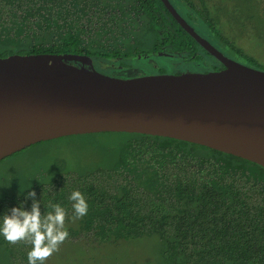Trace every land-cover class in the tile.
Wrapping results in <instances>:
<instances>
[{
	"label": "trees",
	"instance_id": "obj_1",
	"mask_svg": "<svg viewBox=\"0 0 264 264\" xmlns=\"http://www.w3.org/2000/svg\"><path fill=\"white\" fill-rule=\"evenodd\" d=\"M170 1L223 54L264 70V0ZM15 54H83L114 77L160 59L176 73L204 63V72L224 68L161 0H0V58ZM73 138L91 148L89 159L60 156L56 149ZM32 155L45 166L0 176V216L21 203L30 209L25 196L34 190L42 212L49 203L68 212L60 247L156 236L158 264H264V168L253 162L173 138L110 132L41 142L7 160ZM76 190L89 210L73 222ZM30 247L0 236V264H27Z\"/></svg>",
	"mask_w": 264,
	"mask_h": 264
},
{
	"label": "water",
	"instance_id": "obj_2",
	"mask_svg": "<svg viewBox=\"0 0 264 264\" xmlns=\"http://www.w3.org/2000/svg\"><path fill=\"white\" fill-rule=\"evenodd\" d=\"M161 1L224 69L125 79L83 54L0 58V161L41 142L110 132L191 142L264 168V71L223 54Z\"/></svg>",
	"mask_w": 264,
	"mask_h": 264
},
{
	"label": "rangeland",
	"instance_id": "obj_3",
	"mask_svg": "<svg viewBox=\"0 0 264 264\" xmlns=\"http://www.w3.org/2000/svg\"><path fill=\"white\" fill-rule=\"evenodd\" d=\"M183 13H187L186 8L181 7L177 2L176 4ZM178 8V9H179ZM197 28V30L204 35L205 28L200 27L199 23L192 22ZM159 62V63H157ZM157 62H152L153 69L156 72L152 71L151 68H146V70H139L138 68L131 71H120L115 77L120 78H133L144 75L158 74L160 70H164L167 73H172L174 66H169L166 64L165 60L160 59ZM162 63V64H160ZM207 64L198 65L195 68L196 71H201L203 66ZM256 66V65H255ZM105 67L103 63H100V69ZM259 67L264 69L263 64H260ZM189 69H193L192 66H189ZM175 70V68H174ZM204 71V70H202ZM264 71V70H261ZM104 72V71H103ZM113 76V75H112ZM102 138L105 141L111 139L110 137H96ZM93 138H89L91 140ZM84 141L73 138L70 141H64L60 148L59 153L61 157L73 160L75 159H89L91 148H87L83 145ZM44 148H38L37 152H40ZM52 151H47L44 155L51 156ZM38 155H32V158L26 159L25 157H16L11 160L5 159L4 163H0V176L11 177L14 173L19 171H33L39 170L45 166V160H37ZM4 161V160H2ZM0 161V162H2ZM31 174V173H29ZM9 194L12 191H8ZM158 238L156 236L151 237H141L138 239H132L128 241H120L113 244H104V245H94L86 244L85 242L80 244H65L60 247V250L55 253L46 264H158L157 261V252H158Z\"/></svg>",
	"mask_w": 264,
	"mask_h": 264
},
{
	"label": "clouds",
	"instance_id": "obj_4",
	"mask_svg": "<svg viewBox=\"0 0 264 264\" xmlns=\"http://www.w3.org/2000/svg\"><path fill=\"white\" fill-rule=\"evenodd\" d=\"M36 196L34 190L28 191L25 196V201H32L30 209L21 203L0 216V236L12 246L21 243L31 246L27 253V264H46L69 238L66 227L69 215L59 203H49L51 211L42 212L41 202ZM69 200L72 201L73 222L88 214L89 204L80 191H73Z\"/></svg>",
	"mask_w": 264,
	"mask_h": 264
},
{
	"label": "flooded vegetation",
	"instance_id": "obj_5",
	"mask_svg": "<svg viewBox=\"0 0 264 264\" xmlns=\"http://www.w3.org/2000/svg\"><path fill=\"white\" fill-rule=\"evenodd\" d=\"M171 2V1H170ZM171 4L176 8V10L178 9L177 8V5L175 4V3H172L171 2ZM179 12V11H178ZM180 13V12H179ZM191 24V26L194 28V29H196L195 28V25L194 24H192V23H190ZM199 34H200V32L198 31V30H196ZM203 38H205L202 34H200ZM209 41V40H208ZM217 48V47H216ZM218 49V48H217ZM219 50V49H218ZM223 53V52H222ZM208 57H210L209 55H208ZM212 57V56H211ZM214 62V61H213ZM222 66V64L219 62V67H221ZM222 69H224V68H221V69H219V70H222ZM218 70V71H219ZM186 72H204V71H196V70H186V71H184V72H181V73H186ZM208 72V71H207ZM181 73H176V71H172V73H167V74H175V75H177V74H181ZM158 74H161V73H158ZM163 74H166V73H163Z\"/></svg>",
	"mask_w": 264,
	"mask_h": 264
}]
</instances>
